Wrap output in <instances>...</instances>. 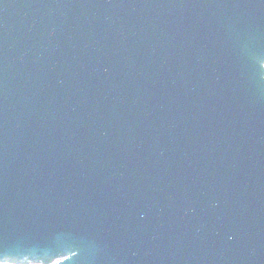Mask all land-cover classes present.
<instances>
[{
	"label": "water",
	"instance_id": "95a60500",
	"mask_svg": "<svg viewBox=\"0 0 264 264\" xmlns=\"http://www.w3.org/2000/svg\"><path fill=\"white\" fill-rule=\"evenodd\" d=\"M0 264H264V0H0Z\"/></svg>",
	"mask_w": 264,
	"mask_h": 264
}]
</instances>
